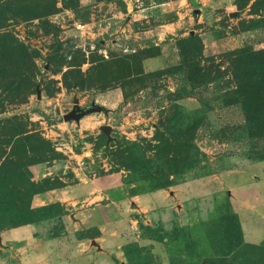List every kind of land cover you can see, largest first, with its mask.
<instances>
[{"label": "rangeland", "instance_id": "1", "mask_svg": "<svg viewBox=\"0 0 264 264\" xmlns=\"http://www.w3.org/2000/svg\"><path fill=\"white\" fill-rule=\"evenodd\" d=\"M127 1L133 16L140 13L138 5L177 0H0V234L50 223L37 229L32 245L10 242L6 249L0 241V264H91L84 260H94L102 236L113 228L126 235L122 264H264V243H245L237 225V212L257 201L248 193L244 203L241 193L213 196L199 190L182 202V212L172 195L155 199L140 214L130 207L125 219L117 218L99 238L97 229H68L63 219H79L78 211L65 210L60 202L33 207L35 196L63 188V181L73 182L72 174L115 203L125 199L130 205L133 197L172 193L179 184L264 158V29L244 37L238 49L220 48L217 55L205 54L201 32L194 33L219 27L216 35L222 38L264 26V13L234 25L218 11L220 22L213 18L200 25V0H190V7L183 3L172 14L156 7L150 20L184 22L182 35L172 42L179 59L146 71L140 61L158 47L134 34L109 37L101 25L105 5L126 11ZM76 106L102 109L65 121ZM45 164L70 168L65 175H39L37 168ZM86 204L91 206L86 202L82 210ZM89 216L81 214L84 221ZM59 237L55 247L48 243ZM83 238L96 241L85 240L92 254L77 247Z\"/></svg>", "mask_w": 264, "mask_h": 264}, {"label": "crops", "instance_id": "2", "mask_svg": "<svg viewBox=\"0 0 264 264\" xmlns=\"http://www.w3.org/2000/svg\"><path fill=\"white\" fill-rule=\"evenodd\" d=\"M256 1L257 0H250L244 8H241L238 5V0H200V2L204 6V9H202L198 24H207L213 18L216 22H220L222 19V15H219L220 13L218 11H221L222 14L225 13L226 15L231 17L234 25H237V23L243 18H247L248 20L260 19L262 16L260 13L254 14L252 12L253 5ZM183 3L190 7V0L169 1L164 4H156L155 6L141 7L140 5H138L137 8H140V13H135L133 16H130L133 5L129 1H127L128 7L126 11H122L121 9L119 10L113 3H110L108 5H105L106 9L108 10L101 25H104V31L109 35V37L114 34L115 37H117L118 33H121L122 36L129 38L132 34H134L136 35L137 39L145 40L147 41V44H154V46L158 47V49H160V52L158 54L147 57L143 61V66L146 71H155L158 69H162L164 65L172 64V61L175 62L179 59L177 49L174 48L176 50L174 52L172 50V42H175L174 38L179 36V33L181 34L180 29H182L181 27L184 22L179 19L175 22L170 21L169 23H156L159 20H150V17H155V11H153V9L156 7H168V10H165V12L168 11L172 14V9L174 10L176 8L182 7ZM150 11L153 12L151 14L152 16H150ZM148 12L149 15H147ZM124 16L126 17V21L122 22L121 19H124ZM144 20H146V22ZM150 21L153 24L152 27L146 28L147 24L150 25ZM140 25H142L143 28L145 27L144 29H141L143 30V32L138 29ZM217 28L219 27H213L207 31H204L203 28L200 29V31L194 30V33L201 32L199 33V36L203 41L205 54L217 55L220 53V48H223V52L238 49L241 44L244 43L243 40L256 35L257 32H260L258 31L259 29L249 30L246 32L238 31L239 33H227L224 37L221 38L216 35ZM141 34H143V36ZM173 47H175V44ZM174 54L176 55V57L174 56ZM172 56L174 57V60H172ZM45 165V167L40 165L37 168L39 175L44 171H47L49 173H52V171H60L63 175H65L64 173H66V171H68V169L70 168L69 165ZM62 167H66V170H64V168ZM72 180L73 182L67 180L63 181L64 186L61 189L43 191L42 194L35 196L33 200V207H46L51 202H60L62 206H64L65 210H70L72 212H74V210H77L79 219H74L72 217L73 220L71 221L66 220V218L62 221V223H64V225H66L68 229L81 228V230H75L76 233L78 231V233H80L97 229V237L99 238V236H101L105 231H103V229H106L108 226L111 227L118 224L117 218L125 219L124 215L122 214H126L128 211H131L130 207L134 206L133 212L137 211L138 214H140L142 212L150 210V204L153 203L155 199L160 200L171 195L172 201H174L173 203L176 204L177 211L182 212L180 211V209H182V206L184 207L182 202L186 199H192L195 193H198V191L201 190L204 192L208 191V193L213 196H233L235 193H241L240 195H238L241 196L242 200H244V203L246 201V199L244 198V193H248L250 195L252 199L251 202H254L257 199L256 203H254L253 205L246 201L247 204H245V206L237 212V217L243 231L245 243L258 245L264 241V161L248 163L240 167L224 171L213 176H209L204 179L179 184L175 189L172 188V193L169 190H163L133 197L129 201L131 206L127 204L125 199L121 200L118 204L115 203L114 200L110 199L107 194L97 189L92 182L82 181V179L77 178L76 174L75 176H73L72 174ZM194 186L199 189H191V187ZM86 202L91 204L92 207L86 204V210H82L81 205ZM123 206L125 209L123 208ZM86 212H88L90 216L88 217L89 220L84 221L81 218V214H85ZM118 214L121 215H119L118 217ZM67 217H71V215H67ZM92 220L95 221V223L97 222L96 225H94L95 223ZM48 224L41 226L33 224L14 229H8L0 234V239H2L1 241L3 243L2 246L7 249L9 247H6L5 243L10 242H12L13 244L20 243L21 245H32L34 243L35 233L38 231L37 229L39 227H48ZM88 224L91 225H89L88 227ZM108 233L109 234L104 233V235L102 236V242L96 249L98 250L97 254L95 253L94 256H91L95 257L94 260L92 261L85 259V262L90 261L91 264H95V262L96 264H104L110 263V261H112L113 264H122V254H124L122 249L126 245V235L122 233L119 234L117 231H115L114 228ZM59 240H63V237L50 239L48 243L55 247L57 241L59 242ZM85 240L90 239H80L78 242L81 243L77 247H83V251L91 252L92 254L94 250H89V243L87 244V241L85 242ZM90 241H92V244H96V241H94V239ZM66 248L67 247H64V249ZM51 253H53V251ZM3 259L6 263H8L9 258H7L8 261L5 258ZM68 260L71 259L69 258ZM57 262L60 263H52L50 261H47L41 264H71L69 262L64 263L62 261Z\"/></svg>", "mask_w": 264, "mask_h": 264}, {"label": "trees", "instance_id": "3", "mask_svg": "<svg viewBox=\"0 0 264 264\" xmlns=\"http://www.w3.org/2000/svg\"><path fill=\"white\" fill-rule=\"evenodd\" d=\"M249 1L250 0H246V2H244V3H242L240 0H238V5H239V7H241V8H244L248 3H249ZM262 1V0H261ZM258 2H259V0H257L255 3H254V5H253V9H252V12L254 13V11H255V9L257 8V6H260V10L258 11V13H260L261 15H262V13H264V4H258ZM263 9V10H262ZM262 10V11H261ZM258 13H256V14H258ZM255 14V13H254ZM263 16H261V18H262ZM260 18V19H261ZM255 21H257L258 19H254ZM249 22H251V20H249ZM256 29H264V26L263 25H259V24H256V25H254V26H250V27H248L246 30H244L243 32H246V31H249V30H256ZM200 37V36H199ZM198 37V38H199ZM200 40H201V42L203 43V41H202V39L201 38H199ZM181 49V48H180ZM202 50H203V52H204V44H203V46H202ZM160 52V49H158V51H157V53L156 54H158ZM151 56H153V55H151ZM150 57V56H149ZM182 57V56H181ZM147 57H144V58H142L141 59V61H140V63L143 65V61L146 59ZM249 104V103H248ZM262 161H264V158H262L261 160H260V162H262ZM257 162H259V161H257ZM44 191H47V190H44ZM237 216V215H236ZM237 220H238V217H237ZM238 222V229L240 230V232H241V234H242V238H243V241H244V237H243V231H242V228H241V225H240V223H239V221H237ZM80 233H82V232H80ZM84 239V238H83ZM245 242V241H244ZM262 243H264V241L262 242Z\"/></svg>", "mask_w": 264, "mask_h": 264}, {"label": "water", "instance_id": "4", "mask_svg": "<svg viewBox=\"0 0 264 264\" xmlns=\"http://www.w3.org/2000/svg\"><path fill=\"white\" fill-rule=\"evenodd\" d=\"M102 108L98 107V106H92L86 109H81L78 106H76L74 108V110L70 113H68L67 115L64 116V120L65 121H70V120H74V121H80L83 118L89 116L90 114H92L93 112L96 111H100ZM103 130L105 131V133L107 135L110 134V127L109 126H105L103 128ZM1 241V239H0Z\"/></svg>", "mask_w": 264, "mask_h": 264}, {"label": "built area", "instance_id": "5", "mask_svg": "<svg viewBox=\"0 0 264 264\" xmlns=\"http://www.w3.org/2000/svg\"><path fill=\"white\" fill-rule=\"evenodd\" d=\"M80 28H85V26H80ZM126 49H128V48H126Z\"/></svg>", "mask_w": 264, "mask_h": 264}]
</instances>
